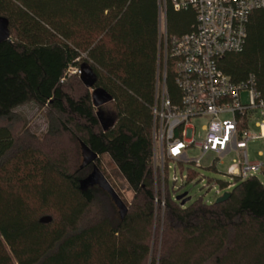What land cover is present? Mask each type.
Listing matches in <instances>:
<instances>
[{"label":"trees","instance_id":"obj_1","mask_svg":"<svg viewBox=\"0 0 264 264\" xmlns=\"http://www.w3.org/2000/svg\"><path fill=\"white\" fill-rule=\"evenodd\" d=\"M160 14L159 0H0L10 33L0 43V264H264V184L257 176H232L221 204L182 207L167 187L163 221L156 210ZM165 19L166 83L176 104L172 39L194 31L196 13L165 0ZM247 34L243 53L218 65L235 84L253 77L264 99V9L250 15ZM70 68L82 74L67 76ZM29 102L48 119L42 138L27 129L13 133L16 109ZM81 143L99 159L108 156L132 191L123 220L107 193L80 190L91 168L75 160ZM44 217L52 221L42 224Z\"/></svg>","mask_w":264,"mask_h":264},{"label":"built area","instance_id":"obj_2","mask_svg":"<svg viewBox=\"0 0 264 264\" xmlns=\"http://www.w3.org/2000/svg\"><path fill=\"white\" fill-rule=\"evenodd\" d=\"M159 1L164 63L155 85L152 151L156 210L163 221L170 183L174 190L172 199L178 202L175 186L178 172L186 174L182 177L186 184L193 182L197 176L191 180V174L199 169L218 172L215 164L234 152L238 161L231 181L232 176L245 180L264 172V162H251L248 153L251 142L264 144V99L256 90L253 77L235 84L218 65L227 55L243 53L250 15L264 9V0H171L176 11L193 9L196 13L194 31L172 39L170 56L175 60V82L180 91L176 104L166 83L169 50L165 0ZM81 74L77 68L67 72V76ZM244 93L248 94L247 102L242 101ZM196 123L200 125L198 131ZM252 124L259 134L252 133ZM191 149H198L201 156L189 159L187 152ZM207 156L214 159L211 166L203 168L201 161ZM260 156L264 158V152ZM232 183L228 182L225 189H217L215 185L206 188H214L221 197L232 189Z\"/></svg>","mask_w":264,"mask_h":264},{"label":"rangeland","instance_id":"obj_3","mask_svg":"<svg viewBox=\"0 0 264 264\" xmlns=\"http://www.w3.org/2000/svg\"><path fill=\"white\" fill-rule=\"evenodd\" d=\"M91 75L89 73L84 74V78L88 83L91 81ZM242 101H248V94H242ZM102 118L106 120V115H102ZM106 126L109 125V122H105ZM203 124V122H202ZM13 133L16 136H19L23 133L24 129H27L30 133L35 134L39 138H42L48 131L49 122L46 117L45 111L38 107L34 102H29L15 111V119L12 122ZM197 131L200 128V125L196 123ZM252 133L259 134V129L255 127L254 124L251 126ZM75 145H73L74 147ZM72 147V148H73ZM74 150V149H73ZM78 153L75 151V160L80 168L83 163L82 153L80 145L78 146ZM264 152V144L262 141L251 142L248 146V153L251 162L263 163L264 158L260 156V153ZM189 159H198L201 156V152L198 149H191L187 152ZM214 157L207 156L202 159L201 165L203 168H207L212 165ZM238 161V156L234 152L227 156L226 158L221 159L215 164L218 172L206 171L199 169L197 172V177L193 182H188L186 184L183 176L186 174L177 173L178 182L175 184L177 188V194L182 195L187 193L188 197L191 199L185 206H188L190 203L196 200H203L204 203L213 204L220 197L216 194L214 188H206V185H215L217 189H220L221 183L233 182L230 180V175H235L234 170L237 168L236 162ZM103 175L106 177L108 182L123 200V202L128 206L133 199V193L129 189L128 185L120 176L116 166L112 163L108 156H103L99 159V165H97ZM92 172V167L89 169L88 174ZM258 179L262 184H264V172H259L257 175ZM174 174L170 175V182H172ZM172 188V183H170ZM115 211L118 214V210L115 207ZM154 259L152 257L151 261Z\"/></svg>","mask_w":264,"mask_h":264},{"label":"water","instance_id":"obj_4","mask_svg":"<svg viewBox=\"0 0 264 264\" xmlns=\"http://www.w3.org/2000/svg\"><path fill=\"white\" fill-rule=\"evenodd\" d=\"M10 41V33L8 29V22L5 19L0 18V43ZM90 75L91 73L88 72ZM90 83L93 81L92 75ZM81 153L83 158V163L81 168H86L88 166H92V172L83 180L80 181V190L82 192H87L89 189L98 188L103 192L107 193L111 200L113 201L115 207L118 210V214L123 220L128 213V206L123 202L111 184L108 182L106 177L100 171L98 166L96 165L97 160H99V156L95 154L89 147L85 144L81 143ZM230 198V193H224L223 196L217 199L216 204H221L226 202ZM180 202L181 206L184 207L188 202H190V198L188 194L179 195L176 199ZM52 221L50 217H44L40 220L42 224H48Z\"/></svg>","mask_w":264,"mask_h":264},{"label":"flooded vegetation","instance_id":"obj_5","mask_svg":"<svg viewBox=\"0 0 264 264\" xmlns=\"http://www.w3.org/2000/svg\"><path fill=\"white\" fill-rule=\"evenodd\" d=\"M89 167H92V166H89Z\"/></svg>","mask_w":264,"mask_h":264}]
</instances>
